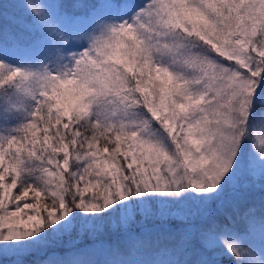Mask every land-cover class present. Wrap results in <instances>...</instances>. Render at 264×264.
I'll return each instance as SVG.
<instances>
[{
    "label": "snow or ice",
    "instance_id": "snow-or-ice-1",
    "mask_svg": "<svg viewBox=\"0 0 264 264\" xmlns=\"http://www.w3.org/2000/svg\"><path fill=\"white\" fill-rule=\"evenodd\" d=\"M55 2L7 31L0 4V127L28 121L0 137V259L74 237L121 264L163 230L187 264H264V0Z\"/></svg>",
    "mask_w": 264,
    "mask_h": 264
},
{
    "label": "rangeland",
    "instance_id": "rangeland-1",
    "mask_svg": "<svg viewBox=\"0 0 264 264\" xmlns=\"http://www.w3.org/2000/svg\"><path fill=\"white\" fill-rule=\"evenodd\" d=\"M13 2H22V3L30 4L35 2V0H9V2H6V0H0V4H3V6H5L6 8H13L11 10L12 13H10V15H23V10H21L22 5ZM44 2H54V0H44ZM53 7L59 9L62 12V9L60 8V4H58L57 0L53 4ZM25 20L28 23L31 22L30 19L27 17H25ZM33 33L34 35L31 38H29V42L39 39V32H33ZM155 83L159 84V81H156ZM26 122L28 121L22 117L20 121L10 126L0 127V137L12 134V129L17 128ZM53 130L54 129L50 130V133ZM43 136L44 133L38 130L36 139L42 140ZM17 191H19V185L16 190H13V195H15ZM263 193L264 192L260 191L259 189H253L248 193L246 200L244 201V205L251 204V206L255 208L257 227L260 226L261 218L264 217V197L259 196V194H263ZM9 208L10 209L12 208L11 204L9 205ZM173 214H178V213L174 212ZM120 233H121L120 231H112L111 229H108L103 234V238L109 241L110 239L113 238V236ZM70 239H74V237L73 238L66 237L65 241L62 243L59 244L54 243L52 247H48V248H39L33 251L31 254L24 255L22 258L19 259L16 255L9 254V255H5L0 260L3 262V264H17L22 260L29 259L31 255H33L34 253L44 254L47 253L48 251L59 249L60 247L69 249L70 247L68 245V242ZM87 239L88 237H84L83 239H81L80 244L82 243V241ZM160 240L163 241L161 243H157ZM142 243H143V247L140 248L139 251L134 250L130 255H122L121 257H119V261L121 262V264H165L166 261H173L174 264H187L188 254L177 247L174 236L168 232H165L163 230L149 231L145 233V238H143ZM126 245H130V244L126 242L123 245L119 244L114 246H118L122 249H127L128 247H126ZM45 256L46 255H43V257ZM76 257L83 259L86 262V264H102V263L116 264L114 258L107 253H87V252L81 253L76 250L70 253L69 255L64 256L63 259L71 260ZM230 259L231 257L227 255L220 257V261H224V262Z\"/></svg>",
    "mask_w": 264,
    "mask_h": 264
},
{
    "label": "trees",
    "instance_id": "trees-1",
    "mask_svg": "<svg viewBox=\"0 0 264 264\" xmlns=\"http://www.w3.org/2000/svg\"><path fill=\"white\" fill-rule=\"evenodd\" d=\"M58 4H60V8L62 9V12L65 11H71L74 7V5L71 3V0H57ZM89 2H95V0H89ZM88 7H91V5H88ZM2 8H3V20H4V28L7 31L10 27L9 22H8V18L10 16L11 10L13 8H6L5 6H3L2 4ZM9 9V10H7ZM34 35L33 32H22L21 33V38L24 39L26 42H29V38H31ZM30 43V42H29ZM122 159V158H121ZM259 196L264 197V193L263 194H259ZM254 197V196H253ZM245 207L251 206V204H247L244 205ZM142 237L145 238V233H142ZM110 239V238H108ZM107 240V239H105ZM164 240V239H163ZM163 240L158 241L157 243H161ZM111 242L112 245H119V244H124V243H128L131 244L133 243V241H131L129 239L128 236L120 233L117 234L115 236H113L112 239L109 240ZM90 243V240H84L82 241V243L80 244V246H84L85 244ZM126 247H129V245H126ZM74 249H66L64 247H60L59 249H55L52 251H48L47 253L41 254V253H34L33 255H31V257L27 260H22L17 264H41L42 261L46 260L47 258L51 257L54 253L56 255V258H63L66 255H69L70 253L74 252ZM43 255H46L45 257H43ZM0 260V264H3V262ZM231 264V259L227 260V261H220V264ZM102 264H106V263H102Z\"/></svg>",
    "mask_w": 264,
    "mask_h": 264
}]
</instances>
